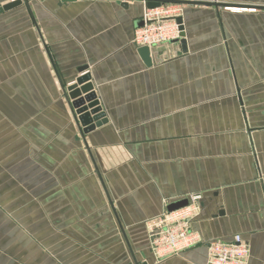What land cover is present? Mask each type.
I'll return each instance as SVG.
<instances>
[{
  "label": "crops",
  "instance_id": "0c3cea01",
  "mask_svg": "<svg viewBox=\"0 0 264 264\" xmlns=\"http://www.w3.org/2000/svg\"><path fill=\"white\" fill-rule=\"evenodd\" d=\"M185 1L186 47L151 64L144 0L0 14V264H208L237 234L264 264V0ZM87 72L108 122L84 133L65 87ZM193 195L203 243L158 261L146 223Z\"/></svg>",
  "mask_w": 264,
  "mask_h": 264
},
{
  "label": "built area",
  "instance_id": "2783aa9c",
  "mask_svg": "<svg viewBox=\"0 0 264 264\" xmlns=\"http://www.w3.org/2000/svg\"><path fill=\"white\" fill-rule=\"evenodd\" d=\"M186 5L178 2L162 3L145 9L143 25L134 34L133 42L138 46L153 49L182 39L183 29L179 18L185 14ZM200 195L191 196L190 203L174 211H165L161 216L146 223L151 250L159 261L203 243L200 233L192 228L198 215ZM208 264H248L251 245L237 234L230 241L212 240L207 243Z\"/></svg>",
  "mask_w": 264,
  "mask_h": 264
},
{
  "label": "water",
  "instance_id": "95a60500",
  "mask_svg": "<svg viewBox=\"0 0 264 264\" xmlns=\"http://www.w3.org/2000/svg\"><path fill=\"white\" fill-rule=\"evenodd\" d=\"M146 2V6L149 8H154L162 3H168V2H178V3H183V4H191V1H185V0H144ZM22 0H13L9 3L7 6H0V14L3 13L6 10H9L13 7H17L19 4H22ZM125 3L124 5H126ZM261 8V7H260ZM264 8V7H263ZM143 17V15H142ZM142 17L140 21L137 23V27L143 25ZM178 21L182 24L181 29H183L182 33V44L185 46L186 45V30H185V23H184V16L179 18ZM186 47V46H185ZM142 54H144V57L147 61L148 64L152 63L151 59V52L150 48L147 46H142L141 48ZM87 67H82L81 70H86ZM91 74L89 72L85 73L82 77H80L77 80V83H74L72 85H69L68 87H65V93L66 97L70 102V105L73 109V112L75 114V118L77 123L80 125L82 128V131L84 133H88L97 127H100L102 124H106L108 122L107 119V114L105 111H103V107L99 104L100 100L97 96L96 91L94 90V85L91 83ZM83 93H88L87 97L90 99H94L93 102H95L92 106L90 105L89 107H83L80 108L79 103L77 98H80ZM97 99V101H95ZM86 118H90L87 120ZM190 203V199L188 198L186 201H178L175 203H172L168 207V211H174L177 210L181 207L187 206Z\"/></svg>",
  "mask_w": 264,
  "mask_h": 264
},
{
  "label": "rangeland",
  "instance_id": "374dc122",
  "mask_svg": "<svg viewBox=\"0 0 264 264\" xmlns=\"http://www.w3.org/2000/svg\"><path fill=\"white\" fill-rule=\"evenodd\" d=\"M13 1V0H12ZM23 2L25 1V0H22ZM82 96H83V94H82ZM2 221V220H1ZM44 252H47V253H49V250H46V249H43V253Z\"/></svg>",
  "mask_w": 264,
  "mask_h": 264
}]
</instances>
